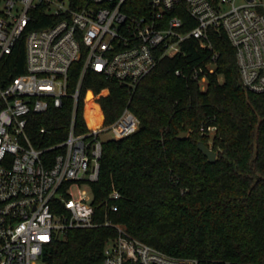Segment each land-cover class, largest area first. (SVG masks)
Wrapping results in <instances>:
<instances>
[{"label":"trees","instance_id":"obj_1","mask_svg":"<svg viewBox=\"0 0 264 264\" xmlns=\"http://www.w3.org/2000/svg\"><path fill=\"white\" fill-rule=\"evenodd\" d=\"M148 9L147 0H128L123 8L135 15ZM39 13L27 31L53 24L41 20L49 14ZM211 40L219 57L204 89L191 74L212 58L196 39L183 43L176 56L160 58L136 89L87 73L77 107L80 131L86 119L114 123L127 106L140 119L135 133L104 142L100 178L91 184L93 205L102 220L112 219L168 254L202 264H264V93L243 86L237 50L227 34L212 30ZM81 71L82 62L71 67V92ZM26 72L23 36L0 62V82L6 86ZM73 109L67 97L62 107L32 115L27 132L33 145L44 149L64 141ZM213 126L216 130L208 131ZM184 132L187 137L178 138ZM201 141L217 152L214 163L199 150ZM114 190L120 199L109 198ZM116 235L110 226L73 230L54 242L44 262L100 264Z\"/></svg>","mask_w":264,"mask_h":264},{"label":"built area","instance_id":"obj_2","mask_svg":"<svg viewBox=\"0 0 264 264\" xmlns=\"http://www.w3.org/2000/svg\"><path fill=\"white\" fill-rule=\"evenodd\" d=\"M127 2L0 0V62L23 36L27 60L26 73L6 86L0 82V264H46L45 252L55 241L66 240L73 230L102 226L115 228L117 235L100 264H202L168 254L98 217L91 184L100 178L102 135L125 138L139 129L140 119L127 106L114 123L86 119L80 131L77 107L88 72L136 89L160 58L179 54L188 39L211 52L212 61L191 74L204 89L219 57L211 31L220 29L236 47L243 86L264 93V0H147L143 15L125 12ZM40 10L49 14L41 20L53 24L27 31ZM77 62L82 71L71 92L70 70ZM67 97L74 101L68 137L49 148L35 147L27 132L31 116L62 107ZM49 151L57 153L45 156ZM120 197L114 190L109 198Z\"/></svg>","mask_w":264,"mask_h":264},{"label":"water","instance_id":"obj_3","mask_svg":"<svg viewBox=\"0 0 264 264\" xmlns=\"http://www.w3.org/2000/svg\"><path fill=\"white\" fill-rule=\"evenodd\" d=\"M187 137V133L184 132L178 135V138L185 139ZM199 150L208 158L209 162L214 163L217 159V152L213 150L212 147L208 146L204 142H199L198 145Z\"/></svg>","mask_w":264,"mask_h":264},{"label":"rangeland","instance_id":"obj_4","mask_svg":"<svg viewBox=\"0 0 264 264\" xmlns=\"http://www.w3.org/2000/svg\"><path fill=\"white\" fill-rule=\"evenodd\" d=\"M111 138H113V134L110 133V132H106V133H104V134L102 135V139H103V140H109V139H111Z\"/></svg>","mask_w":264,"mask_h":264}]
</instances>
